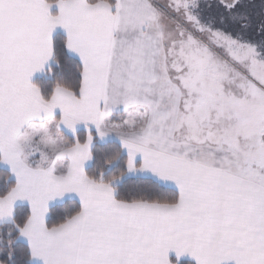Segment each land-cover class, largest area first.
Segmentation results:
<instances>
[{
  "label": "snow or ice",
  "instance_id": "6c2138e0",
  "mask_svg": "<svg viewBox=\"0 0 264 264\" xmlns=\"http://www.w3.org/2000/svg\"><path fill=\"white\" fill-rule=\"evenodd\" d=\"M0 0V264H264V0Z\"/></svg>",
  "mask_w": 264,
  "mask_h": 264
},
{
  "label": "trees",
  "instance_id": "16d2710c",
  "mask_svg": "<svg viewBox=\"0 0 264 264\" xmlns=\"http://www.w3.org/2000/svg\"><path fill=\"white\" fill-rule=\"evenodd\" d=\"M255 3L256 4H259V0H255ZM214 7H215V4H214ZM184 264H194V263L193 262H190V261H185Z\"/></svg>",
  "mask_w": 264,
  "mask_h": 264
},
{
  "label": "rangeland",
  "instance_id": "374dc122",
  "mask_svg": "<svg viewBox=\"0 0 264 264\" xmlns=\"http://www.w3.org/2000/svg\"><path fill=\"white\" fill-rule=\"evenodd\" d=\"M211 2L213 3V5L216 3V0H211ZM210 12H215V7L213 8V9H211V10H209Z\"/></svg>",
  "mask_w": 264,
  "mask_h": 264
},
{
  "label": "crops",
  "instance_id": "0c3cea01",
  "mask_svg": "<svg viewBox=\"0 0 264 264\" xmlns=\"http://www.w3.org/2000/svg\"><path fill=\"white\" fill-rule=\"evenodd\" d=\"M185 261H190V262H193L195 264V261L191 260L190 258H186Z\"/></svg>",
  "mask_w": 264,
  "mask_h": 264
}]
</instances>
